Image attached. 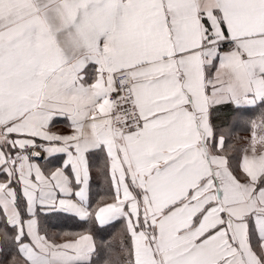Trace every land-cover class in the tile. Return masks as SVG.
<instances>
[{
  "label": "snow or ice",
  "instance_id": "snow-or-ice-1",
  "mask_svg": "<svg viewBox=\"0 0 264 264\" xmlns=\"http://www.w3.org/2000/svg\"><path fill=\"white\" fill-rule=\"evenodd\" d=\"M228 106L261 109L238 154ZM0 176L3 264H93L117 221L123 264H264V0H0Z\"/></svg>",
  "mask_w": 264,
  "mask_h": 264
},
{
  "label": "trees",
  "instance_id": "trees-1",
  "mask_svg": "<svg viewBox=\"0 0 264 264\" xmlns=\"http://www.w3.org/2000/svg\"><path fill=\"white\" fill-rule=\"evenodd\" d=\"M261 109L254 108L244 112L233 111L228 121L222 125L229 127L230 131L226 134V146L233 145L234 154L244 146V142L249 137L247 121L257 118ZM231 118V119H230ZM90 193L91 202L95 204L96 200L105 196L108 192V183L105 179L106 157L104 153H97L90 158ZM123 221H117L104 228L92 227L91 231L97 245V252L93 257V264H123L124 254L121 249V233L123 231ZM87 226L75 219L67 218L63 215H51L41 220V230L49 235L55 234L56 238H61V234L67 232L83 231ZM14 249H9L3 255H0V264L9 258Z\"/></svg>",
  "mask_w": 264,
  "mask_h": 264
},
{
  "label": "crops",
  "instance_id": "crops-1",
  "mask_svg": "<svg viewBox=\"0 0 264 264\" xmlns=\"http://www.w3.org/2000/svg\"><path fill=\"white\" fill-rule=\"evenodd\" d=\"M233 112L231 106L224 107L217 116L213 118V123L217 126L224 125L228 119L231 113ZM231 119V118H230ZM68 129L66 127V122L64 120H57L53 126V131L56 132H66ZM42 158H37L35 160V163H37L43 171L46 173L52 169H54L57 166H60L62 163V154L56 155V156H48L46 153L42 151ZM17 163H20V161H17ZM90 164V163H89ZM3 177L0 176V179Z\"/></svg>",
  "mask_w": 264,
  "mask_h": 264
},
{
  "label": "built area",
  "instance_id": "built-area-1",
  "mask_svg": "<svg viewBox=\"0 0 264 264\" xmlns=\"http://www.w3.org/2000/svg\"><path fill=\"white\" fill-rule=\"evenodd\" d=\"M42 156H43V154H42V151H41V155H40V157H39V158H42Z\"/></svg>",
  "mask_w": 264,
  "mask_h": 264
}]
</instances>
